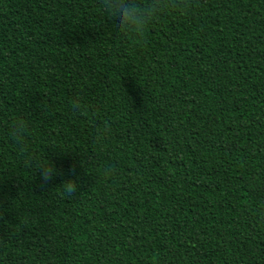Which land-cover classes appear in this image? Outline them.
<instances>
[{"label": "trees", "instance_id": "1", "mask_svg": "<svg viewBox=\"0 0 264 264\" xmlns=\"http://www.w3.org/2000/svg\"><path fill=\"white\" fill-rule=\"evenodd\" d=\"M175 2L0 0V264H264V0Z\"/></svg>", "mask_w": 264, "mask_h": 264}, {"label": "clouds", "instance_id": "2", "mask_svg": "<svg viewBox=\"0 0 264 264\" xmlns=\"http://www.w3.org/2000/svg\"><path fill=\"white\" fill-rule=\"evenodd\" d=\"M175 0H99V7L107 15L110 32L113 36H131L140 38L148 26L166 9L175 8ZM19 130L27 127L22 119L14 121ZM42 181L47 182L54 174V169L47 161L38 165ZM67 192L72 191V182L65 183Z\"/></svg>", "mask_w": 264, "mask_h": 264}]
</instances>
